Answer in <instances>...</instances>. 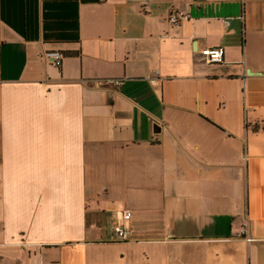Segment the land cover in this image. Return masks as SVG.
I'll return each mask as SVG.
<instances>
[{
	"label": "crops",
	"instance_id": "obj_1",
	"mask_svg": "<svg viewBox=\"0 0 264 264\" xmlns=\"http://www.w3.org/2000/svg\"><path fill=\"white\" fill-rule=\"evenodd\" d=\"M0 264H264V0H0Z\"/></svg>",
	"mask_w": 264,
	"mask_h": 264
},
{
	"label": "built area",
	"instance_id": "obj_2",
	"mask_svg": "<svg viewBox=\"0 0 264 264\" xmlns=\"http://www.w3.org/2000/svg\"><path fill=\"white\" fill-rule=\"evenodd\" d=\"M186 19H190V16L188 14L173 11L170 13L168 21L171 25L174 26V25H178L179 23H181L182 20H186ZM226 23L228 24V21ZM224 54H225V50L224 48L221 47H211L201 51L202 57L209 64L222 63L224 59ZM46 56L49 60L54 62V64L57 67H60L62 65L63 55L60 52H49L46 54ZM107 83L113 86H120L123 84V82L119 80H110L107 81ZM131 217H132L131 212L126 211L121 213V215L118 218L119 221L116 223L114 227V232L117 238L121 241L127 240L130 235V231L128 230L127 223L131 219ZM238 236L240 238L245 239L248 242L253 241V239L247 237L246 225L242 227Z\"/></svg>",
	"mask_w": 264,
	"mask_h": 264
}]
</instances>
